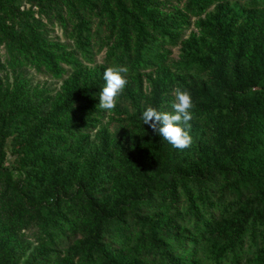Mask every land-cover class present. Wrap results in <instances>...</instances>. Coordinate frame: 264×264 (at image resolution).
I'll use <instances>...</instances> for the list:
<instances>
[{
  "label": "rangeland",
  "instance_id": "obj_1",
  "mask_svg": "<svg viewBox=\"0 0 264 264\" xmlns=\"http://www.w3.org/2000/svg\"><path fill=\"white\" fill-rule=\"evenodd\" d=\"M137 1L123 0L119 11L117 7L112 14L115 5L106 9V0H0V140L3 137V166L8 169L0 176V264H105L88 261L86 256L82 260L75 248L69 252L85 242L83 234L88 235L94 226L95 212L105 209L112 215L121 205L162 187L164 181L174 183L180 192L183 179L208 165L234 168L225 152L234 144L241 122L239 113L233 117V112L260 110L263 102L259 93L231 100V86L249 77L250 70L264 59L260 51L264 47V5L255 0ZM137 9L146 12L152 22L147 24ZM122 12L136 16L148 34L161 30L172 38L166 37L162 65L139 74L129 72V83L109 112L99 108V93L105 85L106 68L124 63L118 49L121 29L113 21ZM38 23L34 29L40 35L37 39H45L50 53L74 56L70 63H60L58 75L47 65H31L29 57L20 55L25 45H33L25 39L27 25ZM127 27L133 30L128 41L134 43L135 27ZM198 58L208 61L206 70ZM220 62L225 71L219 80L215 70ZM93 85L97 90L96 97H90L93 104L72 101ZM177 87L189 90L194 104L193 143L182 151L141 119L149 106L171 112ZM249 162L243 158L241 163L248 167ZM170 168L177 169L175 176H169ZM21 186L25 199L42 204L43 211L48 204L60 210L61 223L52 237L42 231L39 218H30L24 201L15 194ZM57 190L62 194L58 202ZM225 192L227 200L209 220L221 247L227 239L219 231L227 227L222 234H230L243 217L241 206ZM183 194L178 198L180 206ZM86 196L95 201L96 209L88 207ZM164 213L162 207L139 211L144 218L168 222L175 233H189L184 220L165 213L167 218ZM248 234H253L251 227ZM255 234L254 243L245 239L242 251L262 258L263 232ZM103 243L118 264H156L141 258L138 247L123 250L121 256L119 242L110 234H104ZM201 260L202 255L196 264Z\"/></svg>",
  "mask_w": 264,
  "mask_h": 264
},
{
  "label": "trees",
  "instance_id": "obj_2",
  "mask_svg": "<svg viewBox=\"0 0 264 264\" xmlns=\"http://www.w3.org/2000/svg\"><path fill=\"white\" fill-rule=\"evenodd\" d=\"M40 3L43 0H31ZM137 1V0H134ZM138 2V1H137ZM256 3L264 5V0H255ZM105 3V2H104ZM123 0H106V9L111 5L115 8L111 11L112 14L117 13L121 8ZM140 15L143 16L147 24L151 23V17L141 9H137ZM122 14V15H121ZM113 19L115 26H120V37L122 43L119 42L120 57L124 61L122 66H127L130 73L139 74L141 70L162 65L165 57H163L164 47L167 45L166 37L171 39L169 32L161 30L152 31L148 34L146 30L141 28L136 16H129L122 12ZM121 23V24H120ZM133 25L136 32V41H128V38L133 33ZM37 26L28 24L29 34L26 35V41L33 45L30 48L28 45L23 47L20 55L28 58L29 63L41 67L47 65L56 75L62 70L59 65L61 62L70 63L74 60V56L65 57L49 52V46L45 44V39H37L38 35L34 29ZM130 32V33H129ZM227 31H222L225 34ZM158 33V34H157ZM223 34L220 35L221 40ZM155 47L154 51H151ZM117 49V51H118ZM163 49V50H162ZM150 51L153 52L150 54ZM264 51V47L260 49ZM160 54V55H159ZM150 55V56H149ZM261 56V55H260ZM157 61H153V59ZM162 59V60H161ZM162 63V64H160ZM200 67L204 70L208 67L207 60L198 58ZM261 67V68H260ZM264 59L259 61L257 68L250 70V76L247 78H239L236 83L232 84L231 100L253 98L255 94H260L263 106L260 110H251V112L240 111V108L234 110L233 117L239 113L241 122L237 126V131L234 133V144L228 149L225 148L226 155L234 168L225 170L212 165H208L201 173H196L183 179L180 184L182 191L177 192L176 186L170 181H164L162 187L152 188L151 194L145 195L142 198L131 200L125 205H121L114 214L109 215L103 211L93 212L96 222L94 226L85 235V242L81 243L78 248L74 245L69 252L80 254L84 259L86 256L88 261L101 262L105 264H118V258L111 256L107 252L104 245V234H110L113 240L119 242V247L122 252L135 250L137 247L140 250L141 258H150L156 264H196L200 255L202 260L200 264H264V257L256 258L251 254H244L243 247L245 239L248 238L253 243L257 234L255 232H263L264 237ZM216 77L221 79L224 75L225 65L222 62L216 66ZM244 81V82H243ZM245 83V84H244ZM95 86H87L77 97H73L76 104L82 105L87 102L93 104L90 97L95 98L97 90ZM89 107H91L89 105ZM87 109V107H81ZM93 110L90 109V112ZM240 111V112H239ZM4 140H0V176L8 172V169L3 166V151ZM163 156L159 154L158 159ZM249 159L248 167L242 166V159ZM255 161H251L252 159ZM240 163V164H238ZM162 161H160V166ZM169 176H175L177 169L170 168L167 170ZM30 183V182H29ZM23 185L28 182L23 181ZM222 184L223 187L221 186ZM148 184L145 182L144 187ZM225 191L229 193L227 197H232L233 200L241 207L243 217L238 221L234 230L230 234L226 233L228 228L219 231V236L222 235L227 239V244L224 247L217 243L218 232H214L210 228V221L214 217L216 209L223 205L227 200ZM192 192L194 195H192ZM58 193V195L56 194ZM85 193V192H83ZM181 193V194H180ZM184 193V194H183ZM15 194L24 201L26 211L30 213V218H39L42 225V231L47 237H52L58 223H61L60 210L55 208V205L48 204V209L43 211L42 204H36L30 199H25L24 186L18 187ZM183 194L184 202L180 206L178 198ZM219 194V196H217ZM60 190L55 192V200L59 201L58 197ZM86 203L89 208L96 209L95 201L86 196ZM77 206L74 207L76 209ZM154 207L165 208L167 215L174 216L179 221L184 220L189 225V233H175L170 229L168 222H160L159 219L153 220L140 216L139 211L144 209L153 210ZM45 208V207H44ZM83 209V206H82ZM168 210V211H167ZM163 214L168 218L166 214ZM35 217V218H34ZM163 223V224H161ZM248 227L253 229V234H248ZM137 231V232H136ZM133 233H137L132 239ZM59 236V233L57 234ZM214 240V242H213ZM207 241L208 245L205 244ZM253 246L251 247V249ZM124 250V251H123ZM68 252V253H69ZM86 260V261H87Z\"/></svg>",
  "mask_w": 264,
  "mask_h": 264
},
{
  "label": "clouds",
  "instance_id": "obj_3",
  "mask_svg": "<svg viewBox=\"0 0 264 264\" xmlns=\"http://www.w3.org/2000/svg\"><path fill=\"white\" fill-rule=\"evenodd\" d=\"M129 68L119 64L109 66L103 74L105 85L99 93V108L112 111L116 108L118 98L129 83ZM172 111H159L155 107H147L141 116L144 125H148L155 133L166 140L173 148L184 150L193 143L191 121L194 104L189 90L177 87L174 90Z\"/></svg>",
  "mask_w": 264,
  "mask_h": 264
}]
</instances>
